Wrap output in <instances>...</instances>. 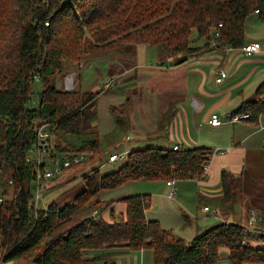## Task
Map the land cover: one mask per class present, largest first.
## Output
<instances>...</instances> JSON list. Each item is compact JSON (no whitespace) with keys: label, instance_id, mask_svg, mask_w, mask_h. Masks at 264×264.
Wrapping results in <instances>:
<instances>
[{"label":"trees","instance_id":"16d2710c","mask_svg":"<svg viewBox=\"0 0 264 264\" xmlns=\"http://www.w3.org/2000/svg\"><path fill=\"white\" fill-rule=\"evenodd\" d=\"M251 14L264 22V0H0V262L115 264L123 252L150 248L153 264H216L225 247L230 264L264 263L262 217L253 226L256 234L248 224L220 221L186 242L145 217L149 193L97 197L138 179H199L213 153L209 147L133 149L117 169L100 175L93 168L83 175L84 187L71 203L58 207L51 202L47 210L30 205L37 168L26 159L39 121L56 126L52 140L57 154L99 156L98 133L87 130L83 121V110L94 104L97 92L58 88L55 79L65 74L66 62L78 66L85 57L122 47L129 52L139 43L184 57L213 49L211 41L215 48L241 47ZM192 30L195 41L204 40L201 46L191 45ZM35 81L41 90L31 107ZM110 111L115 126L109 136L126 132L124 110ZM175 111L176 104H170L153 134L165 129ZM239 112L249 114L244 119L248 123L258 124L264 113V79L255 98L241 102L231 114ZM220 186L221 195L210 202L230 212L242 192L241 176L222 169ZM8 188L11 198H5ZM115 202L125 204L124 217L108 222L99 214L93 219L94 211ZM247 239L261 245L250 246Z\"/></svg>","mask_w":264,"mask_h":264},{"label":"crops","instance_id":"0c3cea01","mask_svg":"<svg viewBox=\"0 0 264 264\" xmlns=\"http://www.w3.org/2000/svg\"><path fill=\"white\" fill-rule=\"evenodd\" d=\"M248 23V28L246 26L244 28L245 43L258 42L259 51L255 53L245 54L240 47L214 48L201 50L185 57L179 56L177 63L171 62L168 66V64L165 65L168 61H160L162 53L154 46L139 43L135 45L132 56L122 55L117 60L118 58L113 56L112 52H103L85 57L79 68L74 66L75 72L69 73L70 66L66 70V75H74L77 85L80 84L81 73L86 65L93 61L104 60L108 65V75L98 80L100 87V81L111 76H119L118 84H120L121 78L126 73L123 85L117 89L118 95L115 99L117 101H121L119 94L128 93L126 89L132 88V84L143 83V89L141 88L138 98L139 102L140 100L143 102L142 104L138 102L141 113L137 118L141 124L150 123L151 128L138 130L139 134L135 131L137 141L150 138V140H155L156 145L159 146L158 144L162 142L160 137L165 134L168 141L167 147L179 144L183 148L203 146L212 149L213 153L201 178L175 180V197L168 196L169 186L165 180L159 187H152L148 189L149 191L143 192L151 195L149 207L151 211L147 210L149 213H154L148 214L146 210L145 217L149 220H157L163 229L171 230L175 236L186 242L208 226L220 221L237 222L246 226L248 224L247 210L251 207L256 210L260 219L261 217L264 219V174L260 173L259 169L264 168V113L259 117L262 128L258 124L253 125L243 119L235 122L228 120V116L241 102L255 98V89L264 79V22L259 21L255 15V18ZM252 27L256 28L255 31L250 30ZM195 44V46L202 45L198 43V40ZM121 64L122 71L115 73L111 70ZM221 68L227 71V77L221 82H215L216 73ZM157 71L167 77L173 74L180 75L179 72H181L184 75L182 89L157 92L153 98L151 96L147 98L145 83L151 75L158 76ZM60 84L62 86V81ZM170 104H176L172 119L160 134L154 133L148 136L149 133L155 131L159 116ZM150 109L154 110L155 118L149 115ZM212 113H217L227 120L222 121L220 125L213 126L208 122ZM225 121H228L227 124ZM139 123L135 122L127 127V134L120 142L126 147V151L123 152L128 153L142 147L140 143L138 145L131 143L133 139L130 135L131 131L137 125L139 126ZM91 125L96 128L99 125L96 116L91 119ZM109 126L113 129L114 121L111 120ZM222 169L228 170L234 176H241L242 179V193L230 212H225L210 202L212 198L222 193L220 186ZM244 174H247L252 186L247 191L244 188ZM203 206H208L209 210L204 211ZM110 209L113 210V214H109L108 219L105 218L108 222L125 216L126 207L122 202H115L107 211L109 212ZM248 243L253 247L261 245L253 239H249ZM227 255L228 250L221 247L216 264H230ZM115 264H153V251L150 248L128 250L116 257ZM244 264L264 263L247 262Z\"/></svg>","mask_w":264,"mask_h":264},{"label":"rangeland","instance_id":"374dc122","mask_svg":"<svg viewBox=\"0 0 264 264\" xmlns=\"http://www.w3.org/2000/svg\"><path fill=\"white\" fill-rule=\"evenodd\" d=\"M252 15L253 14H251V17H249V18L247 17V19L245 20L244 28H245V26L246 27L248 26V24H249L248 22H250V20L255 18L256 14L254 16H252ZM255 29L256 28H254V27L250 28L251 31H255ZM195 37H196V32H195V30H192L191 34H190V39L192 40L191 45H194V46L196 45L195 44L196 41L194 40ZM198 43L203 44L204 40L200 39V40H198ZM134 47L132 48V50L129 49L128 50L129 52H124L127 50H125V48L122 47L119 50L104 51V53L112 52V55L116 56V58H118L117 60H119L122 55H127V57L132 56V52L134 50ZM100 53H103V52H100ZM179 56H181V54H177L174 56H167L162 51V57H161L162 59L160 61H168L169 63L166 62L165 65L168 64V66H170L171 62H173V64L177 63V61L179 60ZM83 60L84 59L81 60V62L78 66H76V65L70 66L69 63L66 62V64H68V66H70L69 67L70 69L68 70L69 73L71 71L75 72L74 66L79 68L80 65L83 64ZM125 65H127V64H125ZM111 70L115 73H116V71H122L123 70L122 64L120 66H115L114 69H111ZM66 73L67 72H65V74H63V75L58 76L57 79H55V81L58 80V82H56V85L58 88L61 87L60 89H64L63 86H61L60 82L63 80V76H65ZM179 73H180V75L173 74L170 77H167V75L166 76L163 74L161 75V73L158 72V74H159L158 76L151 75V77H148V79L145 83V87L147 88V90H146L147 98H148V96H151L153 98L154 94H156L157 92L177 91V90L182 89V86H181L182 85V77L184 75L181 72H179ZM107 75H108V65H107L106 61H104V60L93 61L83 68L82 73H81V78L79 80L80 84L78 83L79 85L77 84L72 88V89H80L81 92H83V91L97 92L96 98L94 100V104L85 107V109L83 110V121L85 123V127H87V130H90V129L96 130L98 133V136L100 139V145H101L99 156L92 157V159H89V157H88L87 159L84 160V162H82L76 166H73L72 168H66V169L62 170L61 173H59L55 178L46 180L45 181V187L41 189V192H43L42 202H54L58 207H61L64 204L71 203L72 199L84 187V183L82 181L83 175L89 174L93 168H97L99 170V174L102 175L104 173H107V172H110V171L117 169L125 161L126 155L122 159H117L116 161H113V162H107L106 161L108 155L111 152L119 153L121 151H126V147L123 144H120V142H122V140H124V136H125V134H127V132H122L119 135V133H117V131H116L114 134L109 136V133H111L114 129V128L110 129L111 125L109 126L111 120L114 121L110 110H111V107H116L117 109L124 110V117H125V120L127 122V127L128 126L130 127V124H133L135 122L139 123L137 117L141 113L139 106H140V104H142L143 101L140 100L141 102H139L138 98H139L141 88L143 89V83L136 82L134 85L132 84L131 85L132 88L126 89V91L128 93L119 94L121 97V101L120 100L117 101V100H115L117 95H118L117 89L123 85L122 82H124L123 79L126 78V77H124V76H126V73H124L123 77L121 78L122 81L120 84L117 83L114 88H111L108 90L102 89L99 86V82H98V80L100 78L105 77ZM76 81L77 80L75 78V82ZM32 89H33L32 100L37 101L38 92L41 90L40 82L35 81ZM69 90H71V89H69ZM127 95H129V97H127ZM143 110L145 111V109H143ZM149 112H150L149 115H151L153 118H155L154 110L150 109ZM95 116L99 120V125L97 126V128L92 127V125H91V119L94 118ZM220 118H221V121L227 120V118H225L223 116L222 117L220 116ZM227 122H226V124H227ZM114 126H115V124H114ZM136 128H138V129H136ZM136 128H133L131 131L130 135L133 138L131 140V143H135V145H138V143H140V145L142 144V147H144V146H152V147L154 146L155 147V145H156L155 140H150V138H149V139L137 141L138 138L136 137L137 136L136 134L140 130H143L145 128L150 129L151 124L150 123L146 124L144 122L142 124L139 123V126L137 125ZM108 129H110V130L108 131ZM135 131L137 133H134ZM102 132H106V133H102ZM151 134H153V132L149 133L148 136H151ZM160 138H162V142H160V144H158L159 145L158 147H167L168 141H167L166 135L163 134V136ZM259 169L261 171L260 173L264 174V168L260 167ZM247 177H248L247 174H244L245 191H247V189H250V187H252ZM162 183H164V182H163V180H160V179H157V180L138 179L135 181L128 182V184L125 185L124 187H120V188H117L114 190H109V191H101L97 197L101 198V200H109V199H115V198L123 196V195L124 196L129 195V193H132V194L143 193L145 191H149L148 189H150L152 187L153 188L159 187V185ZM11 194H12V190H11V188H8V190L5 194V198H11ZM41 204H42L41 201H39V206H38L39 208L41 207ZM150 204H151V200H150ZM149 207H148V210H150ZM252 209H254V208L251 207L250 209L247 210L248 216H249L250 210H252ZM107 210L108 209H105L103 211L98 210V214H100L101 217L103 215L102 218H104V220L109 218L110 212H108ZM148 210H147L148 214H154V213H149ZM101 212H102V215H101ZM87 255L90 256V253Z\"/></svg>","mask_w":264,"mask_h":264},{"label":"built area","instance_id":"2783aa9c","mask_svg":"<svg viewBox=\"0 0 264 264\" xmlns=\"http://www.w3.org/2000/svg\"><path fill=\"white\" fill-rule=\"evenodd\" d=\"M214 38L218 37V32L214 33ZM209 47L215 48L214 41H211ZM240 49L245 54H251L259 51V44L258 42H247L243 44ZM227 71L223 68L219 69L215 76V82H221L227 77ZM119 76H111L103 78L100 81V85L102 89H111L116 86L118 83ZM76 85L75 77L73 74H67L63 76L62 86L64 89H72ZM31 107L36 105V101L31 100L30 102ZM249 114L247 112H239L230 114L228 116V120L231 122L244 120L248 118ZM209 124L213 126L220 125L222 123L220 115L217 113H212L208 119ZM258 125L260 128L263 126L260 124L258 119ZM56 132V126L49 122L39 121L37 128H36V141L32 144L29 153L27 155V161L34 164L37 168V175L35 183L31 189L33 194V199L30 201V205L34 207V209H43L47 210L49 204L51 202H42L43 192L41 189L45 187V181L48 179L55 178L62 170L69 168L73 165H78L84 162L85 159L89 157V154L86 152L81 153H71V152H64L61 154H57L54 152V145H53V137ZM127 138V137H126ZM181 147L179 144H174L172 149L176 150ZM56 153V154H54ZM127 153L126 152H111L107 157V162H113L117 159H122ZM207 166V165H206ZM205 166V168H206ZM204 168V171H205ZM174 179L167 180L166 184L169 186V193L168 196L170 198L175 197L176 195V188L174 186ZM2 197L0 196V201ZM39 201H41V207L39 208ZM204 211H208V206H203ZM91 216L93 219L99 217L97 211H94ZM260 221V216L255 210H250L248 216V230L252 234H256L257 232L254 230V225ZM0 264H12L11 262Z\"/></svg>","mask_w":264,"mask_h":264}]
</instances>
